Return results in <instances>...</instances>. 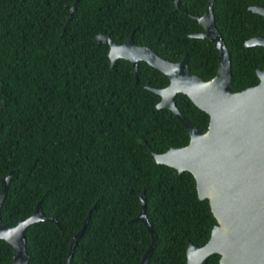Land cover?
<instances>
[{"label":"trees","instance_id":"16d2710c","mask_svg":"<svg viewBox=\"0 0 264 264\" xmlns=\"http://www.w3.org/2000/svg\"><path fill=\"white\" fill-rule=\"evenodd\" d=\"M0 0V207L13 226L32 214L45 216L25 230L26 264H65L68 246L88 211L90 218L69 264H137L151 243L134 219L144 194L155 245L146 264H185L189 243L200 247L217 224L207 198L200 199L189 171L157 164L153 154L189 142L172 111L156 108L168 77L145 62L137 82L130 63L113 65L97 34L123 44L152 48L203 80L217 70L210 41L191 37L202 27L190 15L207 0ZM264 0H214L213 16L229 51L234 91L256 85L264 70V46L244 42L264 34V16L248 7ZM179 111L206 130L209 115L177 93ZM11 246L0 238V264ZM217 253L204 264H218Z\"/></svg>","mask_w":264,"mask_h":264},{"label":"water","instance_id":"95a60500","mask_svg":"<svg viewBox=\"0 0 264 264\" xmlns=\"http://www.w3.org/2000/svg\"><path fill=\"white\" fill-rule=\"evenodd\" d=\"M77 2L73 1L70 14ZM213 2L207 0L202 15H190L202 29L189 33V36L207 39L216 52L217 70L208 80L189 70L186 56L176 62L166 60L152 48L135 45L132 34L123 44L112 40L107 34H97L96 39L99 44L108 45L111 65L117 59L130 63L135 82L140 62L158 69L169 79L168 85L163 88L147 89L160 96L157 109H169L177 117L189 133V142L181 147L171 146L162 154H153V158L157 164H166L179 172H191L198 197L208 199L217 220L205 244L200 247L188 244L185 264H204L212 253L220 255L218 264H264V70L256 69L259 78L256 85L234 91L230 54L214 22ZM174 5L178 8V0H174ZM248 8L264 16V5L255 4ZM244 45L264 46V34L247 39ZM179 92L187 95L209 115L206 130L195 126L179 111L175 103V96ZM12 176L13 170H10L1 179L0 207ZM129 193L140 204L134 220L141 222L151 237L150 245L137 263L146 264L155 245V233L145 213L144 194ZM91 209L70 241L65 264H69L72 250L84 232ZM42 220L57 223L55 217L43 214L40 202L31 215L21 218L13 226L4 224L0 217V238L12 250L10 264L27 263L29 256L25 251V230L32 223Z\"/></svg>","mask_w":264,"mask_h":264},{"label":"bare ground","instance_id":"6f19581e","mask_svg":"<svg viewBox=\"0 0 264 264\" xmlns=\"http://www.w3.org/2000/svg\"><path fill=\"white\" fill-rule=\"evenodd\" d=\"M120 53V51H118ZM138 53H141V51H139Z\"/></svg>","mask_w":264,"mask_h":264}]
</instances>
